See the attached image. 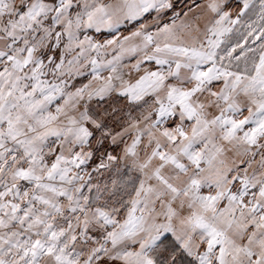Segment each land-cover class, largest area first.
Segmentation results:
<instances>
[{"label":"snow or ice","instance_id":"snow-or-ice-1","mask_svg":"<svg viewBox=\"0 0 264 264\" xmlns=\"http://www.w3.org/2000/svg\"><path fill=\"white\" fill-rule=\"evenodd\" d=\"M0 264H264V0H0Z\"/></svg>","mask_w":264,"mask_h":264},{"label":"rangeland","instance_id":"rangeland-1","mask_svg":"<svg viewBox=\"0 0 264 264\" xmlns=\"http://www.w3.org/2000/svg\"><path fill=\"white\" fill-rule=\"evenodd\" d=\"M197 2H200V0H197ZM174 3L176 4L177 10H180L181 8H184L185 4H191V0H174ZM232 3L234 4L235 0H233ZM169 15H170V13H169ZM127 30H129V31L131 30V25L127 26ZM121 31H123L124 34H127V31H125L124 29H122ZM93 35L96 36V38H98L100 40L111 38V34L108 32L93 33ZM121 147H122V145H120V146L109 145L108 150L112 151L113 148H115V152L118 153L120 151Z\"/></svg>","mask_w":264,"mask_h":264},{"label":"crops","instance_id":"crops-1","mask_svg":"<svg viewBox=\"0 0 264 264\" xmlns=\"http://www.w3.org/2000/svg\"><path fill=\"white\" fill-rule=\"evenodd\" d=\"M233 1V0H232Z\"/></svg>","mask_w":264,"mask_h":264}]
</instances>
